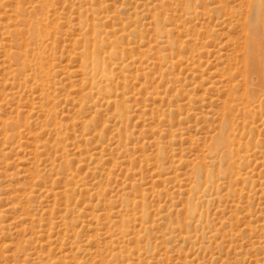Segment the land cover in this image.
Masks as SVG:
<instances>
[{
    "label": "rangeland",
    "instance_id": "1",
    "mask_svg": "<svg viewBox=\"0 0 264 264\" xmlns=\"http://www.w3.org/2000/svg\"><path fill=\"white\" fill-rule=\"evenodd\" d=\"M263 3L0 0V264H264Z\"/></svg>",
    "mask_w": 264,
    "mask_h": 264
},
{
    "label": "bare ground",
    "instance_id": "2",
    "mask_svg": "<svg viewBox=\"0 0 264 264\" xmlns=\"http://www.w3.org/2000/svg\"><path fill=\"white\" fill-rule=\"evenodd\" d=\"M259 10H260L259 11L260 16L258 15L259 21L257 20L258 23L254 22L250 29L251 35L248 45L249 48L248 57H249V62L251 63L252 66V68L250 69V75L256 74L257 76L261 77V79H263L264 81V3L259 5ZM94 53L95 52L92 53L93 57H95L93 61L94 63L98 64V57H97L98 55Z\"/></svg>",
    "mask_w": 264,
    "mask_h": 264
}]
</instances>
